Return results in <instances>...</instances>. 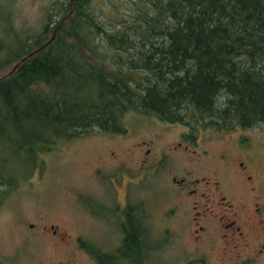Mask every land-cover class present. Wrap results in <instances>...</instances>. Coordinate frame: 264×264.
I'll return each mask as SVG.
<instances>
[{
  "label": "rangeland",
  "instance_id": "rangeland-1",
  "mask_svg": "<svg viewBox=\"0 0 264 264\" xmlns=\"http://www.w3.org/2000/svg\"><path fill=\"white\" fill-rule=\"evenodd\" d=\"M54 1L0 0V44L10 10L19 28L38 30ZM196 1H84L105 29L99 59L139 71L145 77L142 96L112 101V111L99 116L93 109L106 98L105 83L83 63L52 91L31 92L17 111L0 110V264H98L85 244L119 246L122 231L107 212L127 200L142 202L148 213L157 245L148 264H264V120L244 129L233 118L221 122L212 111L194 107L179 110L175 122L151 114L153 89H173L153 64H162L165 78L173 79L167 73L172 65L163 61L172 47L168 36L179 22L177 11L189 12ZM240 1L204 0L189 24L200 18L208 31L247 36L255 22ZM216 12L222 18L210 22ZM262 52L246 66L264 67ZM201 68L200 60L191 59L172 73L186 80ZM218 96L215 112L227 99ZM65 113L75 116L68 121ZM96 115L102 122L92 121ZM85 122L94 126H79ZM67 124L76 127L63 128ZM96 124H122L126 132L111 134ZM192 124L198 128L189 149L169 152ZM166 156L167 168L161 169ZM175 177L199 180L198 192L182 189Z\"/></svg>",
  "mask_w": 264,
  "mask_h": 264
},
{
  "label": "trees",
  "instance_id": "trees-1",
  "mask_svg": "<svg viewBox=\"0 0 264 264\" xmlns=\"http://www.w3.org/2000/svg\"><path fill=\"white\" fill-rule=\"evenodd\" d=\"M84 1L55 0L52 6L46 9L44 23L38 30L19 28L14 13L10 10L1 37L0 78L23 58L45 48L25 61L11 77L0 81V110L17 111L22 100L31 92L52 91L58 84L67 82L70 74H75L81 69L83 63L94 66L100 72L99 78L105 83L106 98L102 95L93 109L98 110L99 116L104 117L106 113L112 111L114 106L112 101L120 102L142 96L145 92L142 80H145V77L139 71L119 69L99 59L98 50L105 29L85 6ZM203 2L204 0H197L187 13L177 11L179 22L168 36L172 45L171 51L163 60L172 65L171 71L167 73L172 75L173 79L165 78L162 64L151 62L156 73L159 72L162 76L163 82L173 83V89L170 90L159 91L156 90L157 87L153 89L151 96L154 97V101L149 103L151 114L163 121L175 122L179 119L177 114L179 110L194 107L202 111H212L211 114L214 116L212 118L218 121L226 122L233 118L240 127L251 128L256 122L264 120V67L257 68L255 65L247 67L244 62L252 60L256 52L264 53V8L259 0L240 1L243 11L251 15L255 22V25H252L254 31L242 36L225 30L221 32L203 29L200 18L197 23L194 21L190 26L192 15L198 11V3ZM237 17L239 18V15ZM237 17L230 21L236 22ZM221 18L216 12V15H210L209 21ZM173 24L170 23L168 27L171 28ZM228 26H231L230 23ZM54 35L55 39L50 42ZM203 44L207 48L199 50ZM160 51L159 47L153 48L152 54H159ZM153 55L146 56V59L154 58ZM191 59L200 60L201 70L192 73L186 80L179 79L172 73L178 64ZM220 93H224L227 99L223 103V108L215 112L216 97L218 98ZM67 115L68 121L70 116H75L74 113ZM102 120L97 115L95 120L92 119L97 123ZM64 121L67 122L63 118ZM218 121H211L210 125ZM91 122H85L83 125L81 123L79 126L85 128L94 126ZM64 127L73 129L76 126L67 124ZM98 127L102 128L103 125L100 124ZM102 129L111 134L126 132L122 124H112ZM75 133L80 132L76 130ZM4 136L0 120V142ZM89 204L95 211V205L90 202ZM142 210L143 212H140L129 208L107 212V215L116 219L115 223L122 231V239L114 250H103L93 244H85L87 252L98 264H148L157 245L151 238L145 206Z\"/></svg>",
  "mask_w": 264,
  "mask_h": 264
},
{
  "label": "flooded vegetation",
  "instance_id": "flooded-vegetation-1",
  "mask_svg": "<svg viewBox=\"0 0 264 264\" xmlns=\"http://www.w3.org/2000/svg\"><path fill=\"white\" fill-rule=\"evenodd\" d=\"M197 128H198L197 126H195V125L192 124L191 127L188 128L189 129V131H188L189 133L185 131V133L182 135V137H181L182 143H179V145L177 147L173 148V149L171 148L169 150V152L173 153L174 150L176 151V150L181 149L180 147H183V145H185V148L186 149H189V145L188 144H190V143L192 144V142L194 141V139L196 137L195 131H197ZM188 140H190V141H188ZM168 159L169 158L166 156L165 159L163 160L165 163L163 164V166H162L161 169L167 168L166 167V165H167L166 164V161ZM173 180H174V183L178 184L184 190H191V193H197L198 192L199 180H195V181L192 182V181L188 180L187 178H182L180 180H177L176 177ZM139 183H136V184H139ZM111 206H109V212L110 211L113 212L115 210H120V209H126V210H128L129 208H134V209H136V210H138L140 212H143L142 209L144 208V205L142 204V202L138 201L137 203H133L132 204V202H130L128 200H127V203H125L123 205H120V204H116V205L115 204H112ZM110 208H112V210H110ZM257 213L260 214L261 213V210L258 209L257 210ZM109 217H111V216H109Z\"/></svg>",
  "mask_w": 264,
  "mask_h": 264
},
{
  "label": "water",
  "instance_id": "water-1",
  "mask_svg": "<svg viewBox=\"0 0 264 264\" xmlns=\"http://www.w3.org/2000/svg\"><path fill=\"white\" fill-rule=\"evenodd\" d=\"M55 39V35L53 36V38L51 39L50 42H52L53 40ZM47 46V45H46ZM45 48V47H43ZM43 48H41L40 50L38 51H35L31 54H29L27 57L23 58L18 64H16L6 75H4L3 77L0 78V81L3 80V79H7L9 77H11L17 70L18 68L25 62L27 61L28 59L32 58L37 52L43 50Z\"/></svg>",
  "mask_w": 264,
  "mask_h": 264
}]
</instances>
